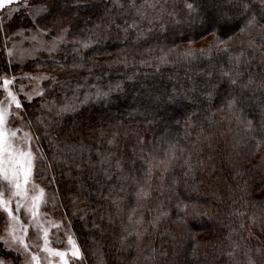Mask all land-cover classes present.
<instances>
[{"label":"trees","instance_id":"1","mask_svg":"<svg viewBox=\"0 0 264 264\" xmlns=\"http://www.w3.org/2000/svg\"><path fill=\"white\" fill-rule=\"evenodd\" d=\"M27 1L0 15V77L5 35L66 21L22 110L85 264H264V0Z\"/></svg>","mask_w":264,"mask_h":264},{"label":"rangeland","instance_id":"2","mask_svg":"<svg viewBox=\"0 0 264 264\" xmlns=\"http://www.w3.org/2000/svg\"><path fill=\"white\" fill-rule=\"evenodd\" d=\"M27 6V0H13L11 4H7L3 8H0L1 18L7 20L11 18L13 14L20 11V9L26 8ZM36 9L43 11L39 4L36 6ZM39 12L36 13V15H32V17H37V15L40 14ZM50 32L51 31L48 27L34 25L31 27L19 26L9 34L5 35V54L9 63L15 65V68L12 69L11 74L4 73V75L0 77V81H2L3 78L13 79L14 82L13 85L10 86V90L17 94L22 103L25 100L32 101L37 97L34 90L43 94L45 91L44 82L46 79L40 77H47L48 79L51 76L48 71L39 66L34 69L26 68V63L30 60L38 59L43 53H57L60 50L61 45L69 39L66 21H64L62 28L59 29L57 34ZM58 36L60 39H56ZM32 37H35V39H32ZM53 40H55L56 46L50 51L49 49L52 47ZM9 50H11V55H9ZM33 76L37 77V79L32 80L31 77ZM21 87L24 89L23 94L20 92ZM6 103L7 93L2 90V83H0V105ZM10 112L15 113L16 115L14 118L8 120L6 127L12 128L13 130H19L17 132V137L12 138L13 145H16L17 141L24 138L25 133H28L33 139L27 146L31 147V150L38 159H43V152H41V149L38 147L33 132L31 131L29 121L23 116V110H17L13 105ZM19 147L23 149L26 147V144L20 143ZM38 159L34 161L35 166L33 169V178L28 185V189L29 195L38 193L40 188L44 189L43 202L39 209V215L38 217L33 218L23 208H21L19 212H16L15 204L18 198L15 197L12 198L13 214L20 217L19 223L14 222L6 212L0 209V259L6 260L7 264H25V256L17 253L14 247H9V244L12 242V235L16 234L24 236L25 242L29 244V251L38 254L41 258V264H62L59 257L50 256L47 252L43 251L44 243L42 229H47L49 247L65 251L67 253L66 258L69 260V264H85V254L74 236L69 219L65 217L63 218L61 215H54L50 208L48 209L46 207V185L36 176L42 171V169L37 167ZM0 192L4 193L5 199H8L12 192V186L7 181H4L2 177H0ZM258 193L259 196L263 195L264 187ZM22 227H26L27 231L13 232L14 229H21ZM248 233L257 241L261 242L259 237H257V234H255L250 227H248ZM69 237H71L72 242L79 247L81 253L80 259L71 258L70 251L72 245L69 243ZM260 244L263 243L261 242Z\"/></svg>","mask_w":264,"mask_h":264},{"label":"snow or ice","instance_id":"3","mask_svg":"<svg viewBox=\"0 0 264 264\" xmlns=\"http://www.w3.org/2000/svg\"><path fill=\"white\" fill-rule=\"evenodd\" d=\"M13 0H0V8H3L7 4H11ZM52 6L58 5V0H50ZM154 6V5H150ZM189 8L192 7L191 4L188 5ZM261 18H264V7L261 9ZM253 21H249V24ZM53 26H57L56 18H53ZM35 39V37H32ZM56 39H60L58 36ZM43 46V45H42ZM55 40L52 42V47L50 51L55 48ZM227 49H225L226 51ZM9 55H11V50H9ZM187 56H191L192 52L188 51L185 53ZM163 60V57L161 58ZM236 61L239 62V56L236 57ZM225 75H228L225 73ZM42 79H47V77H40ZM32 80H36L37 77H31ZM13 79L3 78L0 83H2V90L7 93V103L0 105V177L4 181H7L12 186V192L8 199L4 198V193L0 192V209L7 213V215L14 221L19 223L20 217L13 214L12 198H18L15 204V211L19 212L21 208L25 209L33 218L38 217L39 209L41 203L43 202L44 189L40 188L39 192L34 195H29L28 185L33 178L34 161L38 159L31 150L30 144L33 137L25 133L24 138L17 141L16 145H13L12 138L17 137L18 129L13 130L12 128H7V122L10 118L15 117V113L10 112L11 107L14 105L15 109L20 110L24 107L21 99L18 98L17 94L10 90V86L13 85ZM233 84L236 81H232ZM23 87H21L20 92L23 94ZM35 95L39 96L41 93L34 90ZM235 101H230L228 104L229 108H232ZM72 106H63L59 109L60 112H66L71 110ZM251 126V121L247 122ZM264 136V133H262ZM20 143H25L26 147L21 149L19 147ZM111 143V141H109ZM257 147H259V142H257ZM175 150H171V154H166L165 158L162 160H156L155 165L152 161H145L148 164V171L151 172L153 166L163 167L167 171L169 165L175 159ZM42 159V158H41ZM187 163V161H186ZM190 167V165H189ZM187 175V173H185ZM35 187V186H33ZM141 195H147L146 192H142ZM160 215H166V213H161ZM159 217H157L158 219ZM43 230V251L47 252L50 256H57L62 261V264H69V260L66 258L67 253L65 251H60L49 247L48 231ZM23 231L26 232L27 228L22 227L21 229H14L13 232ZM132 233H129L131 235ZM10 248H15L17 253L25 256V264H41V258L38 254L29 251V244L25 242L23 235L13 234L11 237ZM69 243L72 245L70 255L73 259H80L81 253L80 249L75 243L72 242L71 237H69ZM259 251V250H258ZM0 264H7L6 260L0 259ZM253 264V262H249Z\"/></svg>","mask_w":264,"mask_h":264}]
</instances>
